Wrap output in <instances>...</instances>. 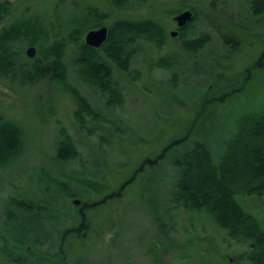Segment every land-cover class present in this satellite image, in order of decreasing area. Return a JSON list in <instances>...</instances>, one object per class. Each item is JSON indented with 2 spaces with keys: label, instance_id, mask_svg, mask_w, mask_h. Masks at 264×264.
<instances>
[{
  "label": "rangeland",
  "instance_id": "obj_1",
  "mask_svg": "<svg viewBox=\"0 0 264 264\" xmlns=\"http://www.w3.org/2000/svg\"><path fill=\"white\" fill-rule=\"evenodd\" d=\"M4 1L9 8L5 14L1 13L0 30L13 20L34 18L40 24L39 46L43 52L57 39L66 41L68 24L76 20L79 24L86 22V14L92 9L102 21L103 25L98 26L105 27L120 18L146 19L159 29V44L139 37L130 44L133 58L127 70L119 73L111 67V81L117 83L123 98L120 107L104 105L93 87L79 79L75 70L77 48L72 43L66 45L60 58L65 84L88 100L96 117L95 120L86 117L81 125L72 118L73 98L55 81L59 72L52 68L50 59L41 67V74H29L25 83L20 81L27 73H22L17 63L11 68V77L0 76V119L14 122L22 130L18 155L9 166L0 167V236L9 237L0 238V250L6 249L4 246L10 249L5 250L7 255L0 251V264H13L7 261L8 256L23 264H253L248 260L251 252L264 260V193L234 197L241 209L256 217L260 226L262 243L253 249V244L245 241L241 233L230 238L204 212L172 207L175 171L166 159L169 153L176 157L181 150L178 141L192 116L197 122L191 133L204 132L206 141L212 142L218 134L221 136L233 128L234 117L264 113V64L257 73L253 71L247 81L250 87L241 92L231 90L238 86L234 82L238 75L234 73L235 67L239 71L251 60L245 61L244 50L249 54L252 51L249 42L240 40L236 51H231L216 37V33L231 34L229 27L216 22L210 31L195 24L184 36L209 32L212 37V44H204L190 58L197 65L196 77L190 70L186 72L187 62L182 63V71L178 70L174 59V55L178 56L174 52L186 57L188 52L179 48L176 44L179 41L167 36L171 26L168 27L163 16L168 19L166 11L172 14L180 6H174L171 0H151L143 7L135 0L127 3L129 7H115L111 0ZM193 1L198 4V0ZM197 22L198 19L194 23ZM88 28L81 33V43ZM262 29L258 26L254 30ZM27 46L32 45L27 41L13 42L10 46L13 61L35 58V53L32 57L25 55L23 50ZM32 47L37 49L36 45ZM43 56L40 53L37 58ZM157 60L164 62L165 67L154 65ZM187 76L197 81L191 84ZM250 89L257 91L252 94L248 92ZM220 93H224L221 100L214 98ZM202 102L211 106L205 112L198 111ZM60 127L68 133L77 153L61 166L52 159ZM189 140L195 139L190 135ZM83 180L97 186L92 189L81 183ZM52 183L68 188L66 192L73 194L55 191ZM31 190L37 192L35 200ZM73 198L80 202L73 205ZM10 199L24 205L17 208L19 211L11 207L14 218L3 222L2 215L8 211L4 208L9 206ZM36 204L42 213L47 211L53 217V224L62 225L71 233L63 234L61 228L52 227L40 215L34 214L37 220L31 225L28 217L33 216ZM80 207L85 228L78 226ZM27 226L34 228L39 241L31 247L24 244L28 252H22L15 237L30 233L33 236Z\"/></svg>",
  "mask_w": 264,
  "mask_h": 264
},
{
  "label": "trees",
  "instance_id": "obj_2",
  "mask_svg": "<svg viewBox=\"0 0 264 264\" xmlns=\"http://www.w3.org/2000/svg\"><path fill=\"white\" fill-rule=\"evenodd\" d=\"M111 1L115 7L125 5V0ZM8 8L6 1L0 2V17L1 13L5 14L7 12ZM90 12V14H86L88 16L86 22L79 24V21L76 20V22L72 21L68 24V32L65 34L66 41L63 39L55 40L51 46L46 48L45 52L40 50V37L38 35L40 24L34 18L13 20L11 24L9 23L0 30V76L11 77V68L14 63H17L22 69V73H27L25 78L21 77L22 81H20L25 83L29 74L31 75L33 72L41 74V67L46 63V59H50L53 64L52 68L59 72L55 81L60 84L62 91H65L67 95L69 94L73 98L75 108L72 110V118L78 125L83 124L86 117L94 120L96 117L93 115V110H91L93 108L88 103V100L65 84L64 67L60 62V58L66 45L72 43L77 48L78 61L76 62L75 70L79 79L83 83L85 82L88 87H93L92 89L97 92L104 105H117L120 107L123 98H121L117 83L111 81V67L118 70L119 73L127 70L126 66L129 65L130 60L133 58V53L129 48L131 47L130 44L139 37L147 38V41H151V44H159V35L157 34L159 29L153 23L147 22L146 19L136 21L120 18L105 26V39L97 48L86 46L84 42L81 43V33L88 27L89 30L92 28L96 29V27H99L98 25H103L101 19H97L96 15L99 14L94 9L90 10ZM102 17L106 18L107 16L103 15ZM23 34L24 36L21 38ZM155 35L156 37L153 38ZM17 41H27L28 45L37 46V49H35L36 56L33 60L23 62L22 60L16 61L14 58L13 61L10 46ZM77 42L78 44L76 45ZM190 46L194 48L201 47L200 38L196 42H192ZM186 47L185 51H187ZM40 53L45 55L43 56L44 60L37 58ZM154 65L159 68L165 67L164 62L159 60ZM198 105V111L201 112H205L210 106L207 102H202V104ZM193 117L189 119L187 126H185V132L178 141L181 145L179 147L181 150L178 151L176 157L169 153L166 158L175 171V183L170 200L173 203L172 207L177 209L181 207L187 212L198 214L204 212L209 221L219 229L225 230L230 238H236L239 235L238 233H241L243 239L252 243L253 249H256L262 243L260 226L256 217L241 209L234 197L237 194L249 196L257 194L260 196L264 193V113H242L234 117L233 128L227 131L226 134L223 132L221 136L218 134L217 138L212 142L206 141V133L204 134V132L196 135L191 133L195 129L197 122V118L195 117L194 119ZM58 133L59 138L55 147V156L52 159L61 166V164L74 159L77 153L68 133L62 127L59 128ZM213 133H217L215 129ZM21 134V128L14 122L0 119V167L9 166L15 159V155H18L22 147ZM190 135L195 139L192 142H189ZM156 157L159 156L156 155ZM81 183L92 187V189L97 186L89 180H83ZM50 186H54L55 191L59 190L69 194V192H66L68 188L64 186L60 187V185H53V183ZM31 193L33 197L37 194L35 190ZM75 195L83 196L81 193H76ZM10 202L11 199L9 206L7 204L4 208L9 213L11 207H14L15 211H19L17 208L24 205L18 201H12V204ZM33 207L37 212L33 210V216L28 217L30 218V224H35L36 216L38 215L42 218L45 217L48 222L51 216L48 215L47 211L42 213L37 204ZM152 211H155L154 208ZM163 213L165 214V211ZM27 227L28 230L31 229L29 226ZM29 231L34 232L33 236L30 233V235L22 238H20L21 234L15 237L21 245L22 252H28L24 244L28 243L30 247L38 244L39 240L34 228ZM2 238L8 239L9 237ZM6 249L2 248L0 251L5 253V250H10L9 248ZM16 254L22 257L20 253ZM55 257L57 258V256ZM7 258L11 257L8 256ZM259 258L251 252L248 260L252 261L253 264H263L264 260ZM56 260L58 261V259ZM7 261L13 264H23L19 263V260L14 257H12V260L7 259Z\"/></svg>",
  "mask_w": 264,
  "mask_h": 264
},
{
  "label": "flooded vegetation",
  "instance_id": "obj_3",
  "mask_svg": "<svg viewBox=\"0 0 264 264\" xmlns=\"http://www.w3.org/2000/svg\"><path fill=\"white\" fill-rule=\"evenodd\" d=\"M130 0H127L124 2L125 6L129 7L127 4ZM135 1H140L141 6H145L148 3H151V0H135ZM191 1V2H190ZM218 2V5L216 4ZM171 3H174V6L178 7V4H180L179 8L173 11L172 14L170 12H167L168 19L164 15V20L166 21L165 23L168 24V27H170L169 30H167V36L169 39L175 41H179L176 43L180 49L185 50V47L187 48V57L185 54H181L179 52H174L173 54H177L178 56H175V60L177 63L178 70L182 71L181 65L183 62H187L186 64V72L191 71L192 74L195 75L197 73V65L194 63V60L190 61V58H193L194 52L198 50V48H194L193 46H190L192 42H196L197 39L200 38V43L201 47L204 44L210 43L212 44V37L209 32H204L202 34H192L191 37H186L184 36L185 33L187 32L186 30H190L191 27H193L195 24L199 23V26H206L210 28V31L214 29L213 27L215 26L216 22H219L221 26L223 27H229L231 30V34H235L234 36H231L229 32L223 33V35H219L216 33L217 39L221 42L222 46H227L229 49L234 50L238 47L239 41L241 40L242 43L244 42H249L252 46V51L250 54L248 51L244 50L247 56H245V61L247 62L248 59L250 62L244 65L242 69L239 71L236 69L234 70L235 72H238L237 77L235 78V83L238 84V86L234 89L232 88L233 92L236 90L238 92H241L243 90H246L247 87H250L248 84L249 78L252 76L253 71L257 73V70H259L260 67H263L264 64V0H198V4L194 5L193 0H189V2L184 1V0H171ZM163 7L160 8L162 10ZM206 8L208 11H206ZM183 11H188L189 15V20L184 21L182 25L178 26L176 21L174 20V16L177 14L179 15ZM199 12V15H198ZM170 14V15H169ZM198 19L197 23H194L195 20ZM162 21V20H160ZM200 21L202 23L200 24ZM222 21V22H221ZM259 26L261 31H256V29ZM100 27V26H99ZM98 28V27H96ZM95 29V28H92ZM89 29V30H92ZM235 30V32L233 31ZM96 30V29H95ZM88 31V30H87ZM170 32H174L175 35L171 36ZM240 32H242V35H239ZM247 35H252L257 36L258 38L256 40H253L252 37H249ZM84 37V36H83ZM189 45H187V44ZM224 44V45H223ZM237 44V45H236ZM186 45V46H185ZM236 51V50H234ZM227 57V54H225ZM243 65V63H241ZM232 66V63L229 62L227 63L228 69H230ZM196 76V75H195ZM197 77V76H196ZM185 80V79H184ZM186 80L193 84L194 81H197V79L189 80V77H186ZM209 86L212 87L213 84H208ZM254 87V86H253ZM251 87V88H253ZM258 87V86H257ZM257 90L254 91V89H250L248 92L254 94L256 93ZM224 93H220L218 96H215L214 98L221 100L223 97ZM243 97V96H242ZM244 98V97H243ZM72 195L73 193H69ZM12 200V199H11ZM73 200H78L77 198H73ZM73 200L71 203L73 204ZM13 201V200H12ZM19 202V201H18ZM78 202H80L78 200ZM74 205V204H73ZM76 205V204H75ZM82 207V206H81ZM79 208V220L80 223L78 226H81L85 228V225H83V215H82V208ZM15 214L13 212H6L4 216L2 215L3 222H8L11 221L12 218H14L12 215ZM8 215V216H7ZM22 214H20L21 216ZM48 223L51 224L52 227H63L62 225H56L53 224L52 219H48ZM63 234L67 230L66 228H61ZM75 236H78V233H75ZM2 239V236H0ZM6 239V238H4ZM7 248L6 246H4ZM10 251V250H9ZM9 260H12V258H7Z\"/></svg>",
  "mask_w": 264,
  "mask_h": 264
},
{
  "label": "water",
  "instance_id": "obj_4",
  "mask_svg": "<svg viewBox=\"0 0 264 264\" xmlns=\"http://www.w3.org/2000/svg\"><path fill=\"white\" fill-rule=\"evenodd\" d=\"M188 11H183L179 15L174 16V20L177 25L180 26L184 21L189 20ZM171 36H174V32H170ZM106 36V28L104 26H100L98 28L86 31V34L83 37V41L85 45L96 47L105 39ZM24 53L27 57H32L35 53V49L32 46H27L24 50ZM78 200H73V204H77Z\"/></svg>",
  "mask_w": 264,
  "mask_h": 264
}]
</instances>
